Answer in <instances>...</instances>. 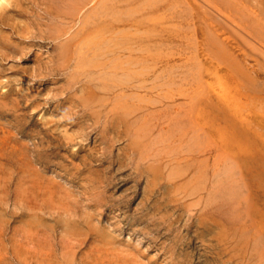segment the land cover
<instances>
[{"label": "rangeland", "instance_id": "1", "mask_svg": "<svg viewBox=\"0 0 264 264\" xmlns=\"http://www.w3.org/2000/svg\"><path fill=\"white\" fill-rule=\"evenodd\" d=\"M234 1L0 0V264H264V0Z\"/></svg>", "mask_w": 264, "mask_h": 264}, {"label": "bare ground", "instance_id": "2", "mask_svg": "<svg viewBox=\"0 0 264 264\" xmlns=\"http://www.w3.org/2000/svg\"><path fill=\"white\" fill-rule=\"evenodd\" d=\"M213 1V0H212ZM215 1V0H214ZM233 1V0H232ZM232 1L231 0H219V3L220 2H222V3H224V9H225V6L226 7H228V8H232V10H235V11H237V12H239V13H241L242 11H241V9L242 8H240L241 7V5H239V4H237V3H235V1L232 3ZM218 2V1H217ZM215 3V2H214ZM222 3H220V5L222 4ZM244 6H246V5H244ZM247 7V6H246ZM225 10H228V9H225ZM244 10H245V8L243 9V12H244ZM245 11H247V10H245ZM230 12V11H229ZM242 12V14H243V16L246 18L247 16H245L244 15V13L245 14H247L248 16H250L249 15V13L247 12H244L243 13ZM232 14H234V15H236L237 16V14H235V13H232ZM237 17H239V16H237ZM240 18V20L239 21H243L244 19H241V17H239ZM238 18V19H239ZM248 19V18H247ZM245 21V20H244ZM256 22H258L257 20H255ZM254 21V22H255ZM246 22V21H245ZM242 23H244V22H242ZM247 23V22H246ZM245 24V23H244ZM255 24V23H254ZM257 24V23H256ZM259 24V23H258ZM258 26V25H257ZM248 27V30L250 29V27L249 26H247ZM246 26H245V28H247ZM260 27H262V28H264L262 25H260ZM260 27L258 26V28L256 27V30H257V32L259 33V35L261 34L262 36L264 35V31H262L263 29H260ZM253 29V28H252ZM251 30V29H250ZM255 29H253V31H254ZM255 32V31H254ZM256 32V34H257V36H258V33ZM253 33V32H252ZM255 35V34H254ZM259 36L260 37V39L262 40V36ZM264 38V37H263ZM210 41V40H209ZM212 41V43H213V45L217 48L216 49V53H218V55L219 56H221L222 58H230L232 55L230 54V52H227V54H226V52H225V46H222V44L221 43H223L222 41H221V43L218 41V40H215V39H212L211 40ZM210 41V42H211ZM264 43V42H263ZM223 45H224V43H223ZM228 48V47H227ZM229 55H231V56H229ZM227 56H229V57H227ZM231 60H233L232 58H230ZM229 60V59H228ZM234 62H235V60H234ZM237 66L238 65H235V68L237 69ZM238 69H241V70H238L241 74L243 73V71L244 70H242V68H238ZM243 75H245V71H244V74ZM249 81H251V80H249ZM232 177V176H231ZM230 181H231V179H230ZM232 184V183H231ZM231 188H232V186H231ZM236 188V187H235ZM231 191H232V189H231ZM237 194V193H236Z\"/></svg>", "mask_w": 264, "mask_h": 264}]
</instances>
